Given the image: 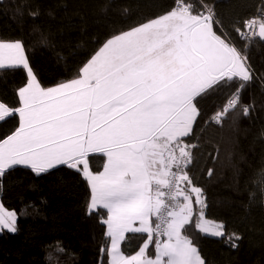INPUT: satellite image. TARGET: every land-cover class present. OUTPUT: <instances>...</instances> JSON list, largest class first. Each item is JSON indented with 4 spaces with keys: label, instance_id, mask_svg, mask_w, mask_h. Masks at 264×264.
Wrapping results in <instances>:
<instances>
[{
    "label": "snow or ice",
    "instance_id": "6c2138e0",
    "mask_svg": "<svg viewBox=\"0 0 264 264\" xmlns=\"http://www.w3.org/2000/svg\"><path fill=\"white\" fill-rule=\"evenodd\" d=\"M229 27L207 0H172L163 14L113 32L71 79L52 87L41 85L22 41L0 42V69L26 73L17 106L0 103V122L18 118L0 138V178L16 166L37 176L57 166L80 174L90 187L89 213H107L101 222L110 244L100 249L107 264H206L189 228L222 238L225 225L205 217L203 190L188 172L197 145L185 138L200 99L217 92L230 94L206 124L223 128L250 115L252 105L241 101L253 80L247 52L257 39L264 43V18ZM91 154L104 158L102 172L90 170ZM4 230L17 232V214L0 204ZM128 232L147 233L134 255L120 248ZM241 239L231 233L227 243L236 249Z\"/></svg>",
    "mask_w": 264,
    "mask_h": 264
},
{
    "label": "trees",
    "instance_id": "16d2710c",
    "mask_svg": "<svg viewBox=\"0 0 264 264\" xmlns=\"http://www.w3.org/2000/svg\"><path fill=\"white\" fill-rule=\"evenodd\" d=\"M215 5L225 26L264 14V0H207ZM172 0H0V42H23L30 66L43 87L68 80L113 32L127 30L163 14ZM32 12L38 15L33 17ZM229 31L232 29L229 27ZM237 46L243 44L232 33ZM42 37L46 42H42ZM253 80L241 93L250 115L231 119L223 128L208 125L229 92L199 101L194 132L185 138L196 144L189 175L203 190L205 217L223 222L225 236L214 238L188 231L206 264H264V43L257 40L247 52ZM26 82L22 68L0 69V103L18 104L16 91ZM17 117L0 122V138L10 133ZM93 173L104 158L89 157ZM208 169L213 175L208 176ZM87 181L65 166L35 175L16 166L0 178V204L17 214V232H0V264H107L105 210L89 213ZM238 233L239 247L228 235ZM143 235L128 234L122 243L134 253Z\"/></svg>",
    "mask_w": 264,
    "mask_h": 264
},
{
    "label": "crops",
    "instance_id": "0c3cea01",
    "mask_svg": "<svg viewBox=\"0 0 264 264\" xmlns=\"http://www.w3.org/2000/svg\"><path fill=\"white\" fill-rule=\"evenodd\" d=\"M21 167H23V166H21ZM25 168V167H24ZM103 171V169L100 171V172H102ZM90 197H91V192H90ZM193 199H194V197H193ZM102 210H104V209H102ZM106 211V210H105ZM153 219V218H152ZM105 226V231H106V225H104ZM134 226L135 227H139V222L137 221V222H135V224H134ZM128 234H138V235H143L144 236V240L142 241V243L140 244V246L138 247V249L134 252V253H132V254H130V255H134L137 251H139V248L144 244V242H145V240L147 239V233H133V232H128V233H125L124 235H125V238H126V236L128 235ZM124 238V239H125ZM124 239L120 242V248H121V251L123 252V250H122V243H123V241H124ZM109 244H110V241H109ZM108 244V245H109ZM124 253V252H123ZM125 254V253H124ZM146 254H148V255H151V256H155V245L154 244H149V248H148V250H147V252H146ZM126 255V254H125Z\"/></svg>",
    "mask_w": 264,
    "mask_h": 264
},
{
    "label": "built area",
    "instance_id": "2783aa9c",
    "mask_svg": "<svg viewBox=\"0 0 264 264\" xmlns=\"http://www.w3.org/2000/svg\"><path fill=\"white\" fill-rule=\"evenodd\" d=\"M255 17H261V18H264V14H261V15H257ZM258 40V39H257ZM155 219V217H153V220Z\"/></svg>",
    "mask_w": 264,
    "mask_h": 264
}]
</instances>
